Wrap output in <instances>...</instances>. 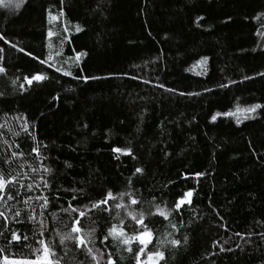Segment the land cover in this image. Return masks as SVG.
<instances>
[{"label":"trees","instance_id":"16d2710c","mask_svg":"<svg viewBox=\"0 0 264 264\" xmlns=\"http://www.w3.org/2000/svg\"><path fill=\"white\" fill-rule=\"evenodd\" d=\"M16 2L0 4V66L6 69L0 73V169L28 173L25 184L42 183L41 175L48 180L47 189L20 193L48 197L44 238L63 257L61 264H91L72 241L59 244L55 230L66 232L71 225L62 208L69 202L88 205L108 190L130 192L140 201L129 206L145 212L154 233L150 249L169 232L182 240L177 248L162 246L160 264H264L259 235L264 232V109L248 119L244 113L237 114L239 120L223 115L237 105H264V76L258 75L264 73V0H26L15 7ZM48 9L64 15L50 23ZM80 51L87 55L77 65L69 57ZM26 52L50 58L54 66L41 65ZM202 58L207 59L201 63ZM36 72L47 79L29 86L23 78ZM81 75L98 79H74ZM16 117L27 118L31 135ZM37 144L39 158L31 152ZM116 147H130L132 155L113 152ZM13 151L24 155L9 168L2 159ZM137 167L142 174L135 173ZM197 172L204 175H193ZM190 189L191 205L171 213L176 231L155 214V206L173 209L178 195ZM117 211L114 206L110 213L93 210L82 226L95 229L94 249L111 253L118 264H134L132 253L111 237L101 243L118 222ZM119 212L125 231L134 233L138 225ZM20 219L25 223L9 227L27 234L30 247L13 242L7 252L33 258L31 249L39 247L33 230L39 226L27 214ZM6 243L0 238V247ZM221 245L231 251H221Z\"/></svg>","mask_w":264,"mask_h":264},{"label":"snow or ice","instance_id":"6c2138e0","mask_svg":"<svg viewBox=\"0 0 264 264\" xmlns=\"http://www.w3.org/2000/svg\"><path fill=\"white\" fill-rule=\"evenodd\" d=\"M4 0H0V4H3ZM26 3V0H17L15 7H20L22 4ZM61 3H63V0H61ZM7 6V5H5ZM48 13V20L51 23L52 21H57L60 19L61 16L64 15L63 10H60L59 15H54L50 9L47 10ZM264 15V14H262ZM203 17H197V21L202 20ZM65 31H68L67 27L64 29ZM76 31L80 32L82 29L77 25ZM48 37H52L54 35L53 31L49 29L47 33ZM258 35H261V33H258ZM3 39V36H0V40ZM21 52H24V49H20ZM3 52V49H0V53ZM25 55L32 57L33 60H36L41 65L47 64L48 67H53L54 64L50 63V58L48 59H40L39 56H33L31 52H26ZM57 56L60 55V53H56ZM87 55L86 52H75L74 56H70L69 59L74 61L77 65L79 64L81 58L83 56ZM2 59V57H0ZM207 58H202L200 61L201 63L204 62ZM55 70L57 72H62L64 76H71L72 73L70 71H63L61 68L56 67ZM6 69L2 66H0V73H4ZM258 75L264 76V73H258ZM135 78V77H133ZM29 86L33 85V82L40 83L47 79L46 74L36 72L35 74L29 76H25L23 78ZM74 79H80L85 82H87L89 79H98V77L95 76H78L74 77ZM245 79H250V77H245ZM226 84H221L220 87H227ZM21 89L24 88V84H20L19 86ZM160 87H164L163 84L160 85ZM169 91H173L172 89H169ZM206 91H210V89H206ZM2 95V93H0ZM181 95H184V93H181ZM190 95H199V93H190ZM58 97H54V99H57ZM257 109H264V105L262 104H250L246 107H240L237 105L235 111H230L223 113V115L226 116H237L238 113H244V119L250 118L248 114L255 113ZM219 115V114H218ZM16 119H23L24 123L21 125V129L28 133L29 124L26 117H16ZM213 120L216 119V116L212 117ZM237 119L239 120V116H237ZM4 125H0V128H3ZM31 135V133H28ZM16 135H19V133H16ZM7 143V141H5ZM17 147H19V144H17ZM46 147V146H45ZM115 153H122L124 155H132V149L130 147H116L112 149ZM31 152L35 153L37 158L41 156L40 152V145L37 144V146L33 147L31 149ZM24 154L17 153L15 151L11 152L9 156H6L2 159V163L6 164L11 168V165L14 163L15 159L18 156H23ZM133 158H135L133 156ZM69 167L71 165H68ZM20 168H23L24 165H19ZM43 172L44 173H51V169L43 166ZM31 171L33 173L40 172V169L38 168H32ZM135 173H143V169L141 167L135 168ZM196 177L203 176L204 173L197 172L194 173ZM185 178H187V175H185ZM23 179H31V177L28 176V173H22L15 171V169H12L10 172H4L2 169H0V222H2V227H0V238H4L6 240V245L4 247H0V264H61V260L63 257L58 256L57 252L54 249V246L51 241L46 240L44 238L45 231H47L46 228V217L45 212L48 209L49 206V199L46 195H37L35 197L28 196L27 198H21L20 189H25L26 192H32L34 189H47L49 188L48 180L41 175V181L42 183H23ZM131 183V181H129ZM75 191V190H73ZM82 192V189L80 190ZM194 190L190 189L188 191L183 192L181 195H178L176 198L174 208L170 209L168 211H162L160 210V206L156 205V213L160 217H162L164 220L169 221V226L172 229H175L176 231H179L180 229L177 227V224L171 223L170 216L171 213L174 211L177 214L180 213L181 207L185 204L191 205L192 203V197H193ZM14 193V194H13ZM128 198V202H125L124 198ZM35 199L37 202L36 207H33L30 204V201ZM77 197L74 195L72 197V200H76ZM12 201H15V203H10ZM111 202V205H110ZM130 205H138L140 201L134 197V195L130 192H120L117 194H114L111 190H108L104 197L97 201H90L88 205H80V206H73L71 202H69L67 208H62V211L65 213H69L71 217V225L70 230L66 232H60L58 230L56 231V235L59 237V244L64 245L66 241H72L77 249H82L84 254L90 258L91 264H101V260L103 259L104 264H118V262L113 258V255L111 253H104L101 249L93 247L95 244V240L93 239V234L95 232V229L91 226L85 228L82 226V219L87 217L90 212L96 209H100L104 212H111V207L114 206L115 209H117L116 216L113 217V219H117V223H112L110 227L107 228L106 234L103 236L104 241L109 240V237H111L112 241L117 247H122L123 250L132 253L134 264H160L161 261H165V251L161 250L163 245H168L171 248H177L181 246L182 240L180 238H174L172 236V233L169 232L167 234L168 238L165 239H158L157 245L154 248H149V245L152 244L154 233L153 231L147 226L145 223V212L143 210L136 211L134 209H131ZM23 204L24 207L20 208L16 205ZM37 208H39V212H37ZM123 209L125 215L127 217H130L131 220L135 221L136 225H138V229L132 233L129 234L125 231L124 228V218L120 216L119 210ZM22 214H27V220L33 222L34 224H37L39 226V230H33V236L38 237L36 239V244L39 247L31 249V256L33 258H28L26 256H15L10 255L7 252V248L9 246L13 245V242H16L17 244H22L23 247H30V245L27 243L29 241V236L25 233H22L20 229H12L9 227V224L11 222H15L17 224H24L25 221L21 220ZM72 214H75V216H72ZM149 215H152L151 208H149L148 211ZM40 217L37 219V217ZM65 227H68L67 225ZM237 236L241 235L240 233H236ZM261 237H264V232L259 233ZM183 241H187V236L183 237ZM136 244V248L134 250L133 244ZM227 243V241H225ZM239 247V245H237ZM221 251H231V248L225 249L222 245L220 247ZM124 257L121 256L120 260H123Z\"/></svg>","mask_w":264,"mask_h":264}]
</instances>
